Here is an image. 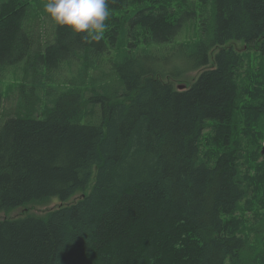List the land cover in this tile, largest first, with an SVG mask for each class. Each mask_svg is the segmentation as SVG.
Returning a JSON list of instances; mask_svg holds the SVG:
<instances>
[{"label": "trees", "instance_id": "16d2710c", "mask_svg": "<svg viewBox=\"0 0 264 264\" xmlns=\"http://www.w3.org/2000/svg\"><path fill=\"white\" fill-rule=\"evenodd\" d=\"M46 2L0 0V88L18 83L0 108V213L80 196L0 219V264H251L226 219L262 191L246 142L264 138V100L244 103L249 67L223 46L259 42L264 64V0H109L100 41L54 25ZM198 11L170 69L163 53ZM201 69L185 90L166 81Z\"/></svg>", "mask_w": 264, "mask_h": 264}, {"label": "rangeland", "instance_id": "374dc122", "mask_svg": "<svg viewBox=\"0 0 264 264\" xmlns=\"http://www.w3.org/2000/svg\"><path fill=\"white\" fill-rule=\"evenodd\" d=\"M40 10L39 7H34V11L38 12ZM197 17L194 21L197 22V24H187L181 33L177 36L174 42V46L167 52L163 53V56L167 58V64L169 68L171 69L174 66L179 65V60L173 50L175 48V44L188 41V40H196L197 38V27H199V20L201 19L199 17L200 11L197 13ZM208 15V14H207ZM204 13V16H207ZM45 17L43 15V18L40 20L42 21L41 30L43 32L49 31V25L45 24ZM243 43L242 42H235L231 41L225 44L223 47H233L237 50V52L241 53L243 50ZM143 50L147 51L150 49L149 47H141ZM165 48V47H164ZM167 50V49H166ZM218 49H214L212 51V55L217 51ZM129 47L128 42L124 39L120 40V44L117 47L116 51L114 52V56L117 59H123L125 54L128 53ZM244 59L245 66L247 65L249 67L246 68L248 70L243 78V82L248 86L250 94L248 95L244 103L251 104V101L256 102L257 100H264V74L261 75L262 79L259 78L258 72L261 66H264L263 60L261 56L255 52V50H251L245 53V55L242 56ZM212 64V62H211ZM201 70L195 71V70H187L179 74L177 77H175V81L167 78L166 81L172 82L174 85L177 86L179 83L180 85H184L185 87L187 85H190L193 81L197 79L199 76ZM18 83L11 80V79H5L2 82V87L0 88V108L1 111L4 112L5 108L7 107H14L17 102V91L15 89H11L9 91V87L17 85ZM178 84V85H179ZM262 102H260L258 105H260ZM257 106V104L254 105ZM258 107V106H257ZM264 124V117L260 118ZM204 136L200 141V150L202 152H208L209 150L212 151L213 149H210L209 145V137L210 132L204 131ZM254 137L253 134L248 135V138L252 140ZM258 145L259 148V154L260 158L258 159L259 167L264 169V138L261 140L255 141H247L246 142V151L249 155L255 154L257 151ZM245 144L243 143V147ZM255 146V147H254ZM255 148V149H254ZM246 172V168L243 169L242 175H244ZM262 191L257 194V196L253 197V192H249V197L244 199L239 206L236 208V211L227 217V227L228 230L237 237H242L246 243L247 248H249V252L251 253V258H254V261L256 259L257 264H264V184L261 186ZM88 191V190H87ZM79 194H77L74 198H79ZM71 199V200H72ZM69 200L68 202H70ZM66 202V203H68ZM66 203H61L58 199H50L47 202H34L31 204H27L24 206H20L16 209L2 212L0 213V219H17V218H24L26 216H36V217H44L46 214H48L52 209L60 206L65 205ZM243 257H246V253L243 254ZM247 261L248 257L246 258ZM235 263V262H234ZM232 262L226 261V264H234ZM243 263H247L243 261ZM251 263V261H250ZM240 264V263H236ZM249 264V263H247Z\"/></svg>", "mask_w": 264, "mask_h": 264}, {"label": "clouds", "instance_id": "9594fccd", "mask_svg": "<svg viewBox=\"0 0 264 264\" xmlns=\"http://www.w3.org/2000/svg\"><path fill=\"white\" fill-rule=\"evenodd\" d=\"M44 11L54 25L92 41L104 37L110 17L109 0H47Z\"/></svg>", "mask_w": 264, "mask_h": 264}, {"label": "bare ground", "instance_id": "6f19581e", "mask_svg": "<svg viewBox=\"0 0 264 264\" xmlns=\"http://www.w3.org/2000/svg\"><path fill=\"white\" fill-rule=\"evenodd\" d=\"M198 15V14H197ZM197 15L193 18V19H191L189 22H188V24H197V22L196 21H194L195 19H196V17H197ZM199 17H200V15H199ZM200 24H201V19L199 20V27H197V30H196V33H197V38H196V40L199 38V28H200ZM236 42V41H235ZM258 48H259V42L258 43H256V44H254V45H247V44H245L244 43V45H243V50H242V54H244L245 55V53L246 52H248V51H251L252 49L253 50H255V52L256 53H258ZM216 49H219V48H216ZM212 56L213 55H211V57H210V60H212ZM198 71V70H197ZM202 71H203V69H202ZM201 71V72H202ZM200 72V73H201ZM193 83V82H192ZM187 87H189V85H187L183 90H185ZM249 254H251V253H249ZM249 259H250V261H251V264H257L256 263V259H255V261H254V258H251V256H249ZM240 264H247V263H240Z\"/></svg>", "mask_w": 264, "mask_h": 264}, {"label": "water", "instance_id": "95a60500", "mask_svg": "<svg viewBox=\"0 0 264 264\" xmlns=\"http://www.w3.org/2000/svg\"><path fill=\"white\" fill-rule=\"evenodd\" d=\"M184 88H185L184 85H178V86H177V89H178V90H181V91H182Z\"/></svg>", "mask_w": 264, "mask_h": 264}]
</instances>
